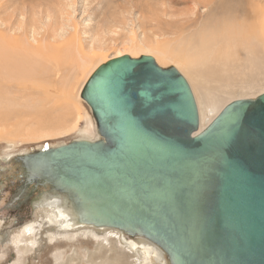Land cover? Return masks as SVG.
<instances>
[{"label": "water", "instance_id": "water-1", "mask_svg": "<svg viewBox=\"0 0 264 264\" xmlns=\"http://www.w3.org/2000/svg\"><path fill=\"white\" fill-rule=\"evenodd\" d=\"M81 97L101 138L0 160L4 208L25 217L61 200L76 227L146 239L167 264H264V93L199 131L186 77L126 55L101 65Z\"/></svg>", "mask_w": 264, "mask_h": 264}, {"label": "rangeland", "instance_id": "rangeland-1", "mask_svg": "<svg viewBox=\"0 0 264 264\" xmlns=\"http://www.w3.org/2000/svg\"><path fill=\"white\" fill-rule=\"evenodd\" d=\"M196 15L198 20L199 17L206 18L208 11L202 5L196 6L193 0H0V36H4L6 41L9 40L11 45H20L24 49L37 48L36 54H22L24 58V62H22L26 68L31 70L29 79L16 78L15 80L9 77L10 80L0 82V157L17 155L43 146L66 144L83 138L98 139L93 125L95 120L92 112L86 102L81 98L82 102L79 98L87 77L92 73L91 70H94L103 61L107 62L116 58L117 55H131V53L137 54V52L139 54L150 50H157L161 55L171 50L173 57L170 59L173 62L169 60V66L182 63L184 56L180 50L184 48L185 44L182 43L183 34L186 35L190 32L188 28L184 27L194 20ZM7 26L10 27V31ZM187 38L185 37V39ZM72 41L79 44L84 56L89 58L86 69L80 66L79 60L77 62L74 57L66 54L64 49L59 47L61 43L71 46L68 43ZM142 42L151 43L149 44L150 50L141 46ZM156 42L157 44H155ZM126 43L128 44L126 45ZM164 45H167L168 48ZM102 46L103 52L102 50L91 51L92 48ZM135 46L140 48L135 49ZM132 48L133 50H131ZM75 67L76 69H74ZM255 67L256 69L252 70L253 67L248 63L239 62L235 66V70H239L241 73L236 71L240 75L238 81L236 79L233 81L234 83L231 81L228 85V80L224 77L214 79L219 82L212 83L213 86L217 90L222 88L224 90L220 97L223 99L221 103L212 107L215 110L214 114L209 113L206 96L202 95L196 84L188 80L186 73L178 69L189 82L198 109L204 110L202 128L207 126L218 114V110L222 111L227 103L237 99L257 97L264 93V62ZM68 88H71L72 96L64 94L65 90H69ZM76 91H78V95H76ZM75 102L78 103L80 110L78 114L75 110L77 114L75 116L78 117L76 120L73 117L75 113L73 114L70 109ZM65 114L68 117L69 114L71 116V120L68 118L66 124L67 127L68 125L69 127L73 126L72 129L63 130L66 125L64 124L65 126L63 125L62 128L56 122L63 121L61 116H66ZM2 116L5 117L4 120ZM57 117H60L59 120ZM52 119H56L57 124ZM51 120L53 123L49 128L58 126L61 128L57 127L59 131L62 130L61 133L57 131L53 134L55 131L49 129L52 136L41 139L29 138L30 131L46 129L47 123L50 121L48 123L50 124ZM54 123L56 126H53ZM42 131L41 134L46 133ZM10 197V194L6 195L3 199L5 201L0 202V264H92L89 258L93 253L96 254L95 257L99 258L95 259L93 264H120L109 260L114 254V251H109L113 250L111 246L114 248L116 246L120 252L124 251L125 254L135 253L124 244H118L117 241H121L120 234L110 230L104 232L94 230L99 235L97 238L78 234L72 239L67 235L59 237L58 235L61 233L51 226L46 213L33 211L30 215L27 214L24 217L22 214L18 217L19 211L14 210L15 208H4L6 198L10 200ZM27 224L34 227L37 242L27 253L25 249L19 252L20 247L19 244L15 245L14 235ZM52 233L57 234L58 237L50 239ZM104 254L105 257L102 259ZM107 254H110V257ZM137 260L141 261L140 258ZM130 261L125 264L137 263Z\"/></svg>", "mask_w": 264, "mask_h": 264}, {"label": "bare ground", "instance_id": "bare-ground-1", "mask_svg": "<svg viewBox=\"0 0 264 264\" xmlns=\"http://www.w3.org/2000/svg\"><path fill=\"white\" fill-rule=\"evenodd\" d=\"M193 2L196 6L202 5L204 9H207L208 16L206 18L199 17V20H198L197 15H196V18L194 20H192L191 22H189V20H188L189 23L184 28H188V30L190 32L186 35L183 34L184 35L183 38L181 37L182 43H185V44H184V48H182L180 50V53L184 57H183L182 63L180 62V63L175 64V65H176L177 69H179V70L181 69L183 73H186L188 75L187 76L188 80L191 83L196 84L198 89H200V91L202 92V95L206 96L205 100H207V107H208L209 113L214 114L215 110L212 107H215V105H218L221 103V101L223 99L220 97L224 92L223 88L221 90H217L213 86L212 83L217 84L219 82V81L214 80V79H220V77H224L225 79L228 80L227 85L231 81H232V83H234L233 81L236 79L238 81V76H240L239 75L240 71L235 70L236 69L235 66H237V64L239 62L248 63L249 65H251V67H253L252 70L256 69L255 66L262 65V63L264 62V0H193ZM4 25H7V24L4 23ZM7 28L9 29L10 27L7 26ZM0 30H1V28H0ZM10 30L11 29H9V31ZM3 37L0 36V82L10 80L9 77L14 78L15 80H16V78H19V79L27 78V79H29V77H31V70L29 68L25 67V65L23 63L24 58H23L22 54H25V53H29L30 55L36 54L37 48H32V49L31 48H25L24 49L20 45H17V46H16V44L11 45L8 42L9 40L7 39L8 41H6L5 38H3ZM9 37L11 38V36H9ZM185 37H188V38L185 39ZM180 39H179V41H181ZM175 42H172V43H175ZM147 43L142 42L141 43L142 45L141 44L140 45L143 46L145 49L150 50L149 44H151V43H148V44ZM172 43H170V44H172ZM12 44H14V43H12ZM68 44H70L71 46L67 45L66 43H64V45H62V43L60 45L59 44L58 45H59V47L64 49L66 54L74 57L77 62L79 60L80 66L83 67V69L85 67L87 68L89 58L84 56L83 51L79 47V44H77L76 42L73 43V41L68 43ZM127 44L128 43H126V45ZM155 44H157V42ZM155 44H153V45H155ZM29 46H31V45H29ZM156 46L157 45H155V47ZM164 46L166 47L167 45H164ZM164 46H163V48H165ZM95 48H92L91 51L93 50V52H94V51H100V50L104 49L103 46L98 47L96 49ZM133 48H134V46H133ZM133 48L131 50H133ZM139 48H140L139 46H135V49H139ZM167 48H168V46H167ZM142 51H143V49H142ZM155 51L150 50V51H148L149 53L147 51H145L146 53L140 52L138 54V52H137V54L131 53V55L130 54H126V55H129L132 58H139L141 56H152L154 59L155 58L157 59V60L155 59L156 62L163 68H167V65H168V67L173 66V65L169 66V64H168L169 60L171 62H173L172 59H170L171 57H173L171 50L162 53V55L160 52H159L160 53L159 54L157 52V50H155ZM102 52H103V50H102ZM161 52H162V50H161ZM175 53H176V51H175ZM142 54H145V55H142ZM126 55H123V56H126ZM87 56H89V55H87ZM120 57H122V54L116 56V58H120ZM116 58H112V59H116ZM112 59H110V60H112ZM93 62H95V61H93ZM104 62L106 63V61H103L95 69L93 67L94 70H91V72H92L91 75L89 72L90 76H88V77L90 78L92 76V74H94L95 71L101 65L105 64ZM74 63H75V61H74ZM74 63H73V65H74ZM79 63H77V64H79ZM170 64H172V63H170ZM175 65H174V67H175ZM74 69H76V67ZM239 69L241 70L242 68L240 67ZM236 71L237 72L239 71V73L237 74ZM76 74H77V72H76ZM76 74H75V76H76ZM68 76H70V75H68ZM88 77H87V81L89 80ZM241 77H244V76H241ZM68 79H66V80H68ZM86 82H85V84H86ZM63 84H64V82H63ZM71 87H72V85H71ZM64 88H65V85H64ZM68 89L69 90L64 89L65 90L64 94L67 96L69 94H71V96H72L73 92H72L71 88H68ZM73 91H74V88H73ZM62 92H63V90H62ZM76 92H77L76 95H78V91H76ZM81 92H82V89H81L80 95H79V98L82 101ZM230 92H232V91H230ZM61 96H62V94H61ZM0 98H1V96H0ZM63 98L66 99V97H63ZM254 98H257V97L246 98V99H254ZM72 101L74 102V100H72ZM77 102H78V100H77ZM84 102H86V101L84 100ZM200 105H202V104H200ZM72 106L70 107V109H71V111H73L72 113L73 114L75 113V114H74V116L71 113L70 114L73 117H75V120H76V118H78V117H76L75 115H77L80 112L79 105H78V103L75 102V104H73ZM88 107H89V105H88ZM209 108H211V109H209ZM222 108H220V109H222ZM70 109L68 107L69 111H70ZM12 110H14V109H12ZM75 110H76L77 114H76ZM90 110H91V108H90ZM203 111L204 110H202V109L201 110L198 109L199 121H200L199 131H202L203 129H205L208 126L207 125L203 128L201 127L202 118H203L202 116H204ZM219 112H221V111L218 110V114H219ZM70 114H69V117L66 114H65L66 116L60 115L62 117L61 119H63V121L62 120L56 121V119H52V120H54L53 122H55V121L58 122L59 126L61 125L62 128L66 125L63 130L72 129L73 126L69 127V125H68V127H67V124H66V122L68 121L67 120L68 118H69V120H71ZM216 116L214 118H216ZM0 118H1V116H0ZM3 118H5V117L2 116V119ZM59 118L57 117V120H59ZM214 118L212 120H214ZM52 120H51L50 124H48L50 121L47 123L48 130L46 128V125H45L46 129H44V128L42 129L45 132L47 130L46 133L42 130L33 131V132L30 131L29 132L30 135L28 134L29 138L30 137H36L37 139H41L42 137H47L50 135L52 136L51 131H49V129H51L52 131L53 130L55 131L53 134H55L57 131H59V129H61V128L58 126L57 127L59 129L57 127H53L54 129L51 128L52 127L51 124L53 123ZM212 120H211V122H212ZM55 123L53 126H56ZM208 124H210V122ZM93 125L95 126L96 136H98V139L90 140L89 138L88 139L83 138L80 140H87V141L95 142L101 138L99 133H98L96 121H95V124H93ZM49 126H51V127L49 128ZM56 128H57V130H56ZM18 130H19V127H18ZM41 131L44 132L45 134H43V133L41 134ZM48 131H49V133H48ZM61 131L62 130H60L59 132L61 133ZM60 145H65V143L60 144ZM60 145H54V146H60ZM43 147H45V146H43ZM40 148L41 147L36 148V149H40ZM33 150H35V149H33ZM25 152H27V151H25ZM25 152H23V153H25ZM13 155H16V154H13ZM13 155H10L7 157H0V159H8L9 157H11ZM34 210L39 211V212L42 211V212L46 213V217L48 218L51 226H53L56 231L61 233L58 235L59 237L67 235V236H69L68 238L72 239L77 234L78 235L91 236L94 238H97L99 236L95 233V231H94V230H96L95 228H91V227H84V228L80 227V228H78V227H76L77 224H75L73 222L71 210L68 207H66V205H64L61 200H55L53 198H50V200H47V199L43 198L39 202L34 204ZM108 230L112 231L113 233H117V234L119 233L118 231L113 230V229H99V231H103V232L108 231ZM34 231H35L34 227H32L31 224H27V225H24L20 229V231L17 232V234L14 235V237H15L14 243H15V245L19 244V247H20V248L17 247V248H19V252H21L22 250L25 249V251L27 253L31 249V247H34L36 245V242H37L36 236L37 235L35 234ZM112 232H110V233H112ZM58 236H57V234L52 233L50 236V239H53V238L58 237ZM124 238H126V237H124ZM105 240H107V239H105ZM120 240L121 241H117L118 244H120V245L124 244L127 248H130L135 253H129L131 255L125 254L124 251L120 252L116 248V246H115V248L111 246V248L113 250H109V251H114L113 252L114 254L111 257H110V254H107L110 257V259H109L110 261L118 262L120 264H125L126 262L128 263L130 260H132V262H137L134 264H155V263H157V264H165L166 263L167 264L165 255L154 244H152L148 240L143 239V238H136V239H133L130 241H127V240H124L123 238H120ZM99 251H101V250L99 249ZM94 255H96V254H94V253L91 254V256L89 258V260L92 264L94 263L95 259L96 260L99 259L98 256L95 257ZM102 257H103L102 259H104L105 254L102 255ZM137 258H140L141 261H138ZM56 261H58L57 258H56Z\"/></svg>", "mask_w": 264, "mask_h": 264}]
</instances>
